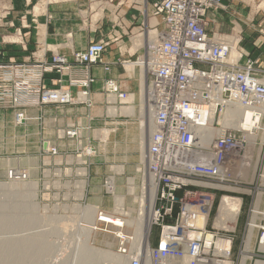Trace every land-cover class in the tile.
Masks as SVG:
<instances>
[{
	"label": "built area",
	"instance_id": "2783aa9c",
	"mask_svg": "<svg viewBox=\"0 0 264 264\" xmlns=\"http://www.w3.org/2000/svg\"><path fill=\"white\" fill-rule=\"evenodd\" d=\"M151 4L162 27L155 36L148 35L145 51L135 61L146 72L142 99L152 112L141 167L140 193L144 205L149 203L147 235L138 241L136 229L131 234L124 210L97 209V222L115 235L117 253L126 264H239L237 247L241 255L254 237L264 246V191L248 183L264 173V64L242 47L241 30L232 37L209 31L208 16L225 9L224 0ZM108 46L105 40L92 42L75 54V60L87 65L101 62ZM55 61L66 63L65 57ZM66 68L59 65L61 73ZM91 81L88 75L71 83L88 87ZM106 92L110 99L129 97L112 79L106 82ZM80 95L87 97L88 90ZM45 96L58 102L70 97L63 89ZM18 112L16 119L22 123L24 113ZM8 176L23 181L28 174L11 169ZM109 178L104 187L113 194L115 185ZM225 196L240 202L236 219L225 222L229 228L217 225ZM248 197L245 231L237 243V222ZM135 243L138 248H133Z\"/></svg>",
	"mask_w": 264,
	"mask_h": 264
},
{
	"label": "rangeland",
	"instance_id": "374dc122",
	"mask_svg": "<svg viewBox=\"0 0 264 264\" xmlns=\"http://www.w3.org/2000/svg\"><path fill=\"white\" fill-rule=\"evenodd\" d=\"M14 1L0 0V111L12 114V124L14 126V129L7 127L5 130L0 127V135L2 131L8 135H11L12 132L17 134L18 131H24V133L21 139L15 138V140L5 139L3 142L0 141V204L6 206L5 215L11 212L21 214L23 211L18 209L23 210L22 204L25 200H28L24 198L31 196L29 198V201L31 199V204L29 203V205L35 208H33L34 210L32 209L33 212L31 209L29 210L34 216L37 213V216H35L37 219L34 221L37 226L33 223L30 226H20L15 229L2 228L0 230V241L3 239V241L7 239L17 240L31 233L42 236L46 242L50 241V244L53 240V242L60 241L58 243L61 245L56 242L51 247H48L46 249L47 251L45 250L34 254L30 264H73V261H75L74 264H79L83 256L82 251L88 248V245L100 250H111L118 254L117 238L115 235L108 234L104 231L105 227L97 222V209L115 213L120 210H124L127 213L131 212L128 218L130 221H134H132L133 224L129 227L132 232L131 234L134 233L136 229L135 219L140 209V204L135 199L141 195L140 187L143 182L141 167L147 149L144 153L141 151L140 137H138L136 145H133L127 151L125 150V154H121L113 149L114 143L111 137L115 131L120 130V128L122 130L128 123H131L138 129V136L141 135L140 121L142 120V116L140 115V108H136V115L134 116L125 115L117 110V114H115L113 120L114 126L109 127L111 130H114L110 138L108 137L111 131L109 129L106 134L104 129H93L80 122L67 121V123L54 131V135H56V139L59 142H52L49 135L52 136L53 132L48 133L45 131V120L43 117L41 115L33 117L28 113L27 108L47 105L63 107L65 105L73 106L76 104H84L91 107L94 102L90 95V85L95 79L89 71L91 66L103 62V56L101 62L90 65L81 64L75 60V54L85 50V48L74 51L73 63H70L65 55L58 53L57 48L50 47L49 50L52 52L50 63L39 60L32 50L30 52L35 61L16 60L11 55V52L21 51L22 48L28 50L33 44V41L31 32L28 34L25 33L24 29L27 25L22 21V18L20 17L21 24H17L16 20L11 18L12 12L15 10ZM30 2L33 9L31 13L34 16L32 23L35 24L37 22L38 12H40V2L42 0H31ZM147 4L148 0H88V4L84 8L87 11L84 10L82 13V22L90 26L93 22L96 23L101 17L107 16L106 14L110 13L113 14L111 16L115 19L114 23L119 26L125 24L124 18H127V15H130V18L134 20L133 25L138 26L136 22L142 17L143 20L139 25L142 30L130 35L132 37L136 36L135 40L139 38V35H141V38H143V35L147 37L151 35V32L154 33L156 29H159V26L156 24L153 27H150L148 24L150 18L158 16L153 15L152 12L149 13ZM224 5L226 6L225 9L212 11L211 13H214L211 16L209 14V31L212 34L217 33L218 35L232 37L240 34L238 31L241 30L243 37L241 45L250 52L253 58L252 53L254 52V48L251 47V37L254 36L255 32L250 24L254 23L256 26H260L261 30L264 29V0H224ZM134 7L139 8V14L130 13V10ZM251 15H255L256 18L251 20ZM26 37L29 38L28 41H26ZM99 40H105L110 45L113 37L105 36ZM147 43L148 38L146 45ZM13 46H20L21 49L18 48L17 50ZM59 57H65L66 63L56 62L55 59ZM136 60L137 58L134 61ZM133 62L129 59H124L121 61V64L126 69V66H129L128 64H134ZM59 65L68 68L64 70V73H61L59 71ZM135 66L139 67L137 64ZM77 68L84 70L85 76L70 79L67 85L53 87L45 82L46 73L55 72L63 75L75 71ZM105 68L107 70L109 69L108 67ZM88 75L92 78L88 87L73 85L71 83L72 80H80ZM72 87H79L80 89L76 93H73L71 90ZM62 89L69 93L70 97L68 101L58 102L46 100L45 94L49 93L52 95ZM85 89L89 93L87 97L80 95V92ZM106 99L108 108L110 106L120 108L122 105H126V107L130 105V102L127 103L126 100L122 102V100L120 101L116 97H114L113 100L115 101H113L112 98L110 99L106 95ZM18 111L24 113L25 119L22 123H19L16 119V113ZM9 118L10 115L1 117L0 124L3 121L7 122ZM35 121L40 123L37 124ZM32 123L36 124V130L33 128ZM32 130L35 133L31 132ZM90 131L91 134L89 133ZM149 132L150 130H148V139ZM89 135H92V137H89ZM46 142L49 143V146ZM261 163L259 164L260 167L262 165ZM95 168L103 170L101 182L99 185H96L98 187L96 189L93 186L96 177L93 174V169ZM11 169H23L27 172L28 176L23 181H12L8 176V172ZM263 175L264 173L256 176L255 179L253 177L252 180H249L248 183L251 184L250 186H255L263 192ZM108 178L112 179L115 185L113 194L105 191L104 183ZM110 182L112 181L110 180ZM33 184L34 186H32ZM130 185L137 186L136 191L134 190V192L130 193ZM260 188H263V190ZM118 194L124 197L125 203L123 207L116 205V196ZM249 204L250 198H245L237 222V243H241L244 235ZM115 205L120 209H116ZM90 207L91 209L94 207V211L91 214L88 213V208ZM148 207L149 204L146 201V208L148 209ZM115 231L117 232V230ZM155 231L157 229H154V233ZM49 233H52V236ZM151 240L155 242L153 236ZM237 249L238 247L235 249V258L239 260V264H242L244 255L248 256L246 257L245 264H256L255 262L257 261L264 262V246H260L255 237L250 246H247V248L242 247L243 253L241 255L238 254ZM98 262L99 264L107 263L106 260H98Z\"/></svg>",
	"mask_w": 264,
	"mask_h": 264
},
{
	"label": "crops",
	"instance_id": "0c3cea01",
	"mask_svg": "<svg viewBox=\"0 0 264 264\" xmlns=\"http://www.w3.org/2000/svg\"><path fill=\"white\" fill-rule=\"evenodd\" d=\"M30 1L31 0H15V10L11 15V18L15 19L17 24H21V17L22 21L25 22V25L29 26H26L24 30L27 34L31 32V38L33 41V44L28 50L21 49L20 46H13L14 48H17V50L18 48L21 49V51L11 52V55L18 61H35L30 52L32 50L39 60L50 63L52 52L49 48L52 47L57 48L58 53L65 55L70 63H73L74 51L85 49L90 43L98 41L105 36L113 37V40L103 54V62L90 67L89 73L95 79L90 85V95L94 102L91 107L84 104H76L73 106L65 105L63 107L47 105L43 107L27 108L28 113L33 117H38L40 115L43 117L45 120V131L48 133L53 132L52 136L49 135L51 141L55 143L59 142L56 139V135H54V131L58 127L67 123V121L76 123L80 122L93 129L99 128L111 130L109 127L114 126L113 120L115 114L110 113V108H108L106 104L107 93L105 91V82L107 79L115 80L121 86V89L127 92L133 94L136 93L134 94V98L130 102V105H133L135 110H137L136 108L139 107V102L141 104L140 72L142 69L135 67L133 74L130 70L124 68L121 61L129 59L133 62L136 58L143 55L148 36L146 37V35H143V38H141V35H139V38L135 40L136 36L132 37L130 35L142 30L139 25L143 18L140 17L136 22L138 26H134V20L130 18V15H127V18H124L125 24L119 26L114 23L115 19L111 16L113 14L108 13L106 14L107 16L101 17L99 21L96 23L93 22L88 26V24H83L82 22V13L88 4V0H42V2H40V12H38L37 22L34 24L32 23L34 16L31 13L33 9ZM151 3L152 0H148L147 9L149 13H151L153 9ZM130 13L139 14V8L134 7L130 10ZM213 13H210V16ZM49 16H51V18H49ZM255 18V15L250 16L251 20H254ZM148 24L150 27H153L156 24L159 26V29H161V17L150 18ZM250 26L253 27V31L255 32L254 36L251 37V47L254 48L252 56H254L253 58L255 59H259V61L264 64V29L261 30L260 26H256L254 23L250 24ZM28 40L29 38L26 37V41ZM105 67H108L109 69L107 70ZM84 76V70L77 68L75 71L63 75L55 72L46 73L45 82L49 86L54 87L67 85L70 79L82 78ZM79 89V87H72L71 90L73 93H76ZM138 98L140 99L139 102ZM6 115H10V118L7 122H1L0 127L4 130L7 127L14 129L12 124V114L0 111V118ZM37 121H35V123H40ZM35 127L37 128L36 124H33L34 129ZM137 130L138 129L131 123L126 124L122 130L120 128V130L114 132L112 129L109 132L108 137L110 138V135L114 132L111 137L113 138L112 142L114 143L113 149L121 154H125L130 147L136 145L137 138L140 137V135L138 136L137 134ZM31 132L35 133L33 130ZM23 133L24 131H18L17 134L12 132L11 135H8L2 131L0 141L3 142L5 139L15 140V138L21 139ZM89 133L91 134V131ZM89 137H92V135H89ZM93 174L96 175L93 183V186L96 189L98 188L96 185H99L101 182L103 170L95 168L93 169Z\"/></svg>",
	"mask_w": 264,
	"mask_h": 264
},
{
	"label": "bare ground",
	"instance_id": "6f19581e",
	"mask_svg": "<svg viewBox=\"0 0 264 264\" xmlns=\"http://www.w3.org/2000/svg\"><path fill=\"white\" fill-rule=\"evenodd\" d=\"M155 33L156 32H154V33L151 32L150 33L151 37L155 36ZM128 65L129 66H126V68L133 73L134 70H135V67H136L135 66L136 63L134 62V64H128ZM140 74H141L140 75V82H141V84H140V92H141V97L143 98V94L142 93H143L144 88L146 86V72L144 70H141ZM134 94H136V93H134ZM134 94L129 92V97L126 99L127 103L131 102L133 100ZM113 99L114 98H112V100ZM113 101H115V100H113ZM123 101H125V100H122V102ZM139 101H140V99H139ZM140 105H141L140 106V113H141L140 115L142 116V120L140 121L141 122V125H140V130H141L140 144H141V151L144 153V151L147 149L148 130H150L152 128V112L149 110L148 105L144 102L143 99L141 100V104ZM122 106H120V108L115 107V106H113V107L110 106V110L109 109L108 110L110 111L111 114H117L116 112L118 110V111H120L121 113H123L125 115H127V114L128 115L131 114L132 116L135 115V111L136 110H135V107L133 105H129L127 107H126V105L123 106V107ZM107 132L108 131L105 130L106 134H107ZM46 143L49 146V143L48 142H46ZM141 157H143V156H141ZM131 184H133V183H131ZM14 185H15V183H14ZM32 186H34V184ZM136 188H137V186L135 187L133 185H130V187H129L130 193L134 192V190L136 191ZM21 192H23V191H21ZM26 194H28V193H26ZM32 195H33V193H32ZM152 195H153V189H151V193L149 194V196H150L149 201H151V202H152ZM19 196H20V194H19ZM27 196L29 197V195H27ZM29 198H24V199H28V200H25L24 203L22 204L23 210L22 209H18L20 211H23L21 214H17V212L15 214V213L11 212L10 214L6 213V215H5L4 212L6 211V209H5L6 206L0 204V230L2 228H4V229H8V228L15 229V228H18L20 226H26V225L30 226V225H32L34 223V221H36L35 219H37V218H35V216H37L36 215L37 213L34 216V214H32L31 211L29 210V209L32 210L33 208H35L32 205H29V203L31 204V202H30L31 199L29 201ZM135 200H137V203H139V204H141V203H143L145 201V200H143L141 195L136 197ZM261 202H262V198L259 197L258 201H257V205L259 206V204H261ZM124 203H125L124 197H122L121 194H118L116 196V205L119 206V207L120 206L123 207ZM117 206H116V209L119 208ZM15 207H17V206H15ZM239 207H240V202L238 200H236L234 198H231L229 196H225V198L223 200V204L221 205L220 219H219V222L217 223V225L229 228V225H226L225 222L226 221H232V220L236 219V216H237V214L239 212V209H240ZM92 208L93 209H91V207L88 208V213L89 214H91V212L93 213L94 207H92ZM33 210H32V212H33ZM130 213L128 215H131ZM141 213L142 214L140 216L138 214L137 218L135 219V226L137 227L136 228V238L138 239V241L140 240V238H142L143 234H144V236L147 235V230H148V225L146 224V219H148L147 218L148 214H147L146 205H144V203L141 204ZM132 221H134V220H132ZM132 221L129 220V223L133 224ZM116 223H118V222H116ZM35 224L36 223H34V225ZM35 226H37V225H35ZM47 226H48V224H47ZM31 234L28 235V236H24V238H20V239L18 238L17 240H8L7 239L6 241H3L4 240L3 239L2 241H0V264H30L32 262V256H34V254H38L40 252L45 251L48 247H51L54 243L57 242V241L53 242L54 241L53 240V241H51V244H50L49 243L50 241L46 242V240L42 236L35 235V234H34L35 235L34 236L33 234L32 235ZM49 235L52 236V233H49ZM57 236H59V235H57ZM57 238H59V237H57ZM58 242H60V241H58ZM252 242H253L252 239H250L248 241V246ZM58 244L61 245L60 243H58ZM133 248H138V244L135 243L133 245ZM82 255L83 256H82V259L79 262V264H96V262H97V264H99L98 260H101V261L102 260L103 261L106 260L107 263H104V264H126V259L123 257V255H121L119 253L116 254V253L112 252L111 250L96 249V248H94L92 246H89V245H88V248H85V250L82 251ZM246 257H248V256H246V255L243 256L242 264H245ZM74 262L75 261H73V264H74ZM255 263L256 264H264L263 261H257ZM184 264H188V263H184Z\"/></svg>",
	"mask_w": 264,
	"mask_h": 264
}]
</instances>
